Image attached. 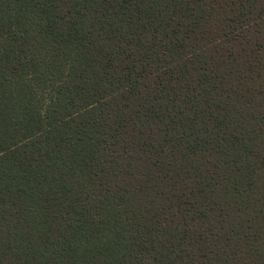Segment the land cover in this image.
<instances>
[{"label": "trees", "instance_id": "obj_1", "mask_svg": "<svg viewBox=\"0 0 264 264\" xmlns=\"http://www.w3.org/2000/svg\"><path fill=\"white\" fill-rule=\"evenodd\" d=\"M0 264H264V0H0Z\"/></svg>", "mask_w": 264, "mask_h": 264}]
</instances>
